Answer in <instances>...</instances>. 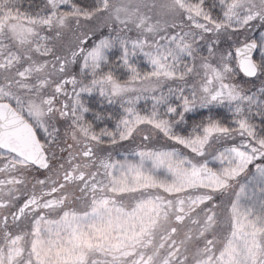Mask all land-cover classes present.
I'll use <instances>...</instances> for the list:
<instances>
[{
  "label": "snow or ice",
  "instance_id": "1",
  "mask_svg": "<svg viewBox=\"0 0 264 264\" xmlns=\"http://www.w3.org/2000/svg\"><path fill=\"white\" fill-rule=\"evenodd\" d=\"M0 264H264V0H0Z\"/></svg>",
  "mask_w": 264,
  "mask_h": 264
}]
</instances>
